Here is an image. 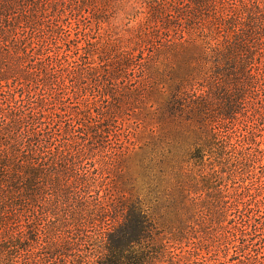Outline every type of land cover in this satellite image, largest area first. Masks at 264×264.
Instances as JSON below:
<instances>
[{
	"label": "trees",
	"instance_id": "16d2710c",
	"mask_svg": "<svg viewBox=\"0 0 264 264\" xmlns=\"http://www.w3.org/2000/svg\"><path fill=\"white\" fill-rule=\"evenodd\" d=\"M4 2L0 4V39L8 43L17 30L9 18L17 4ZM32 6L33 12L25 20L40 24L36 19L46 11L37 4ZM263 12L259 7L248 12L251 30L264 21ZM256 40L254 34H247L246 40L227 49V55L216 49L218 58L210 61L213 66L198 85L188 86L187 76L177 78L172 70L175 87L166 98L161 118L180 124L178 128L188 135L180 136V142H168L178 147L174 154L168 153L173 160L165 155L163 162L158 161L159 166L152 170L156 180L147 186L145 196L138 193L136 198L129 197L121 185L120 196L114 197L107 182L109 173L117 167L109 138L122 136L118 120L121 113L110 116L96 110L95 116L100 119L95 126L74 131L83 141L73 145L65 138L66 144L57 146L46 121L49 99L41 94L51 84L47 73L28 63L26 38L16 41L9 54H0L5 57L0 59V86L7 88L6 100L0 104V264H57L70 247L61 240L63 228H74L80 241L88 243L93 239L86 238L84 230L97 220L105 227L103 252L96 263L88 260L87 264H157L172 253L173 243L183 242L191 228L189 220L195 217L207 224L213 217L217 221V248L221 251L224 247L228 253L229 261L224 264H264V66L260 71L255 69L259 49ZM63 57L58 55L56 59L61 61ZM205 58L203 51L196 60L202 70L209 63ZM196 70L190 68L191 81ZM65 71L74 81L81 80L75 62H70ZM160 73V69L155 70L153 80L158 86L165 81ZM95 83L100 86L102 81ZM105 83L101 97L117 101L116 84ZM74 132L65 130L67 136ZM92 138L99 139V147L84 144ZM163 138L171 139L166 135ZM120 148L118 163L122 166L121 162L132 158L135 148L124 143ZM176 159L186 166L195 162L198 174L193 175V169L185 166L177 169ZM123 173L122 166L119 175ZM40 201L45 206H40ZM26 205L35 219L15 230L9 213ZM40 215L48 227L55 224L45 234L46 242L52 241L47 257L30 254L32 242L39 250L44 249L39 236L42 230L37 227L43 225ZM173 225L179 226L172 232Z\"/></svg>",
	"mask_w": 264,
	"mask_h": 264
},
{
	"label": "rangeland",
	"instance_id": "374dc122",
	"mask_svg": "<svg viewBox=\"0 0 264 264\" xmlns=\"http://www.w3.org/2000/svg\"><path fill=\"white\" fill-rule=\"evenodd\" d=\"M10 1L17 4L16 10H13L9 17L10 23L17 30L8 43L0 39V54H9L16 41L26 38L30 53L28 63L47 73L51 84V87L41 94H45L49 99L45 114L46 121L55 134V144L59 146L67 142L65 138L69 139L68 144L73 145L83 141L80 140L79 133L74 131L95 126L100 119L95 116L96 110L110 116L115 112L121 113L122 117H118V120L121 128L119 133L122 136L119 135L117 139L111 135L109 138L115 152V163L119 167L118 170L117 167L113 168L107 179L111 195L114 197L120 196L122 186H125L124 191L129 197L136 198L138 193L145 196L147 186L156 180L152 177V170L159 166V162L165 160L163 156L168 155L169 159H172L171 155L178 148L170 146L168 142H180V136L187 138L186 131L178 128L180 124H173L161 118L166 98H170L174 91L172 87H175L176 77L181 79L187 76L188 86L198 85L200 81H204L207 69L210 70L213 66L210 61L218 58L216 49L219 48L224 51L222 54L227 55V49L241 40L238 38L246 40L247 34H254L259 44V49L256 50V71H260L264 66V29L261 27L264 26V21L254 25L257 33L254 26L252 30L248 27V12L255 7L264 11V0ZM5 3L0 0V4ZM32 4H37L42 11H46L45 16L42 12L39 14L40 17L36 20L41 23L37 25L25 20V17L33 12ZM52 7H57L58 10L53 12ZM20 21L21 25L16 26ZM43 45L45 47H42ZM187 48L191 50L189 53L186 52ZM203 51L206 52V63L209 61L206 70H202L196 61L203 56ZM58 55L66 57L58 61ZM2 58L5 60V57L0 56V59ZM70 62H75L80 69L81 80L74 81L71 76L68 77L69 74L65 70ZM191 67L197 68L192 81L189 77ZM157 69H160V74L165 80L159 86L156 81L153 83ZM172 70L179 76H170ZM141 75L144 77H140ZM150 77L152 78L149 80ZM107 79L112 82L105 83ZM95 80L102 81V84L97 86ZM104 83L116 84L114 88L118 90L117 101H108L101 97ZM6 91L7 88L0 86V104L6 100ZM245 104L248 107L246 101ZM68 128L74 132L70 136L65 134ZM261 128V134L264 135V126ZM164 135L171 139L166 141ZM92 140L90 142L86 139L84 144L90 143L89 148L100 146L99 139ZM123 143L135 149L131 153L132 158L120 163L124 173L119 175L122 166H119L118 162L122 157L120 147ZM158 147L160 149H157ZM194 163L191 161L186 166L176 159L174 165L178 166L177 169L184 166L193 169L195 175V172L198 174L199 167L194 166ZM101 194L105 193L102 191ZM40 206H45V202L40 201ZM32 215L30 207L21 206L9 213L8 220L13 222V228L18 230L35 219ZM195 220H189L191 228L186 231L183 242H178L177 245L173 243L172 253L164 256L157 264H224L229 261L224 247L221 251L217 248L215 232L218 225L215 218L208 224L197 217ZM41 222L43 225L37 227L42 230L39 236L44 249L39 250L35 242H32L30 254L35 252L38 256L47 257L46 253L51 250L52 241L46 242L48 239L45 234L54 223L48 227L43 218ZM178 226L173 225L170 230ZM63 230L61 235L64 239L61 240L68 242L70 247L64 250L66 255H62L57 264H87L88 260L96 263L98 256H102L101 241L105 227L99 220L84 230V236L93 239L88 243L80 241L77 237L78 231L74 228ZM169 237L168 235L167 238ZM233 252L231 249L230 253Z\"/></svg>",
	"mask_w": 264,
	"mask_h": 264
}]
</instances>
